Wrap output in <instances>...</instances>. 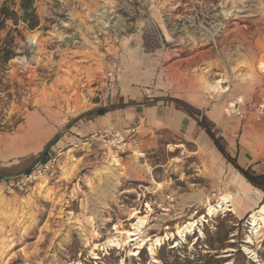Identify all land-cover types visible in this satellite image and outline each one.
I'll return each mask as SVG.
<instances>
[{"label": "rangeland", "instance_id": "rangeland-1", "mask_svg": "<svg viewBox=\"0 0 264 264\" xmlns=\"http://www.w3.org/2000/svg\"><path fill=\"white\" fill-rule=\"evenodd\" d=\"M7 6L17 16L0 17V130L42 112L64 120L69 140L52 151L61 134L25 172L58 158L34 188L0 191V264H264V195L238 183L219 153L220 130L205 117L220 109L227 120L256 128L249 135L260 142L264 121L254 113L264 90V0H37L35 29L22 20L19 0ZM133 49L155 64L152 82L139 85L142 101L167 94L201 127L165 135L144 150L141 132L138 149L119 159L98 141L80 144L114 127L84 136L71 130L102 108L123 105L120 76ZM183 58L191 60L193 79L206 78L198 107L174 99L165 82L168 66ZM218 81L228 90L210 87ZM234 102L239 116L226 112ZM243 133L240 128L234 138ZM259 156L256 175L264 170V153ZM223 194L234 196L233 211L209 216ZM252 213L263 218L257 234ZM139 218L146 220L140 240L161 238L154 254L150 243L136 250L140 242L123 233Z\"/></svg>", "mask_w": 264, "mask_h": 264}, {"label": "crops", "instance_id": "crops-1", "mask_svg": "<svg viewBox=\"0 0 264 264\" xmlns=\"http://www.w3.org/2000/svg\"><path fill=\"white\" fill-rule=\"evenodd\" d=\"M190 61L183 58L168 66L164 72L165 82L167 88L171 89L169 93L174 99L198 107L201 104L198 90L205 87L206 78L204 75L198 74L193 79L192 68L188 67ZM262 67L264 72V66ZM154 68L155 64L147 60L137 49L129 51L127 59L123 62L120 92H114L115 95L119 92L123 99V105L120 107L113 106L109 109L102 108L96 115L89 117L85 122L82 121L71 131H74L76 135L84 136L106 127L126 129L137 125L141 129L143 137V144L140 149L144 150L149 145L158 144L165 135H178L199 129L201 123L193 118L190 111L184 107H178L174 103L167 102V94L158 92L157 100L142 101L146 94L139 85H148L152 82ZM158 76L157 85L162 86L160 83H165L160 80V75ZM221 84L222 82L218 81L216 85L210 87L215 90H228L224 89ZM261 94L258 93L256 99H259ZM252 98H249L250 102H252ZM205 117L212 126L220 130L219 135L224 140L221 142L224 145V150H218L225 160L231 162L229 164L235 172L233 176L237 177L238 183L240 181L242 184L248 182L254 186L240 169L249 170L254 174L257 169H260L259 155L261 151L264 153V132L259 138L260 142H257L254 137L249 135L256 128L248 123L241 124L236 120H227L220 109L213 110L211 114H206ZM64 127V120L54 121L42 112H30L23 123L14 130H0V178L10 179L28 171L38 161L39 156L45 154L49 145L56 138H61V134V142L55 143L52 146V151L65 140L68 141L69 133L63 136ZM240 128L244 129V133L237 140L234 138V133ZM257 173L264 175V170ZM254 188L264 195L263 190L256 186Z\"/></svg>", "mask_w": 264, "mask_h": 264}, {"label": "built area", "instance_id": "built-area-1", "mask_svg": "<svg viewBox=\"0 0 264 264\" xmlns=\"http://www.w3.org/2000/svg\"><path fill=\"white\" fill-rule=\"evenodd\" d=\"M112 73H110L111 75ZM226 112L241 115L239 108L230 104ZM255 121H264V90L255 107ZM100 142L106 148L108 154L121 158L129 151L136 150L141 145V130L138 126L126 129L107 128L99 130L81 140V146H91L94 142ZM58 163V158L52 156L47 161L37 165L32 171L10 179L0 178V191L12 194L16 191L27 192L34 188L44 177L53 171Z\"/></svg>", "mask_w": 264, "mask_h": 264}, {"label": "bare ground", "instance_id": "bare-ground-1", "mask_svg": "<svg viewBox=\"0 0 264 264\" xmlns=\"http://www.w3.org/2000/svg\"><path fill=\"white\" fill-rule=\"evenodd\" d=\"M30 39H31L32 42H34L37 39V36H32ZM237 104H238V102L233 103L232 105L236 106ZM219 200H220V202L218 203L217 206H210L209 207V209H208V215L209 216H214V215L218 214L219 212L233 211L231 209V207L233 206L232 204L235 201L234 196L229 195V194L228 195H223V196L220 197ZM135 217H136V215H132V218H135ZM262 219L263 218H261V216H260L259 213H252V215L250 216V225H251L252 230H253V232L255 234H257L261 229H263V226H262V223H261L262 222ZM136 223H137V225H135L133 227V231H130L129 230V231H125L123 233L130 238V241L131 242L133 240L140 242V244L138 245V248H136V250L137 249H141V248L147 246L150 243L149 244V246L151 245L150 251H151L152 254H154L152 246H154L155 244L156 245L161 244V238H158L157 237V239L154 240V241L152 239H141L140 240V238H138V235L141 233V229L145 226L146 220L144 218H139L138 222H136ZM196 225L197 224H196L195 221L194 222H189V224H187V226L185 228L187 234L188 233H191L194 230V228L196 227ZM248 242L249 243H252V238H249ZM110 244L113 247L119 246V244L117 243V240L116 239L115 240H111L110 241ZM245 250L247 251V253L251 254V256L254 259L256 258V256L252 253V251H250L249 249H245Z\"/></svg>", "mask_w": 264, "mask_h": 264}, {"label": "trees", "instance_id": "trees-1", "mask_svg": "<svg viewBox=\"0 0 264 264\" xmlns=\"http://www.w3.org/2000/svg\"><path fill=\"white\" fill-rule=\"evenodd\" d=\"M19 1V10L22 12V20L27 24V27H29V29H35L39 26V18L35 9V3L37 0ZM8 2L9 0L5 1V3L0 6V17L3 19H13L15 21L17 12L7 6ZM240 171L251 184L264 191V175H255L253 172L244 169H240Z\"/></svg>", "mask_w": 264, "mask_h": 264}]
</instances>
